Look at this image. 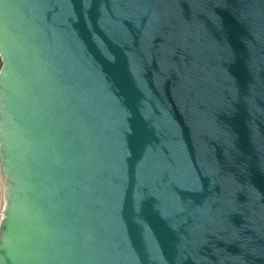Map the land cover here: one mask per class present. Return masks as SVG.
I'll use <instances>...</instances> for the list:
<instances>
[{
	"label": "water",
	"instance_id": "1",
	"mask_svg": "<svg viewBox=\"0 0 264 264\" xmlns=\"http://www.w3.org/2000/svg\"><path fill=\"white\" fill-rule=\"evenodd\" d=\"M0 264H264V0H0Z\"/></svg>",
	"mask_w": 264,
	"mask_h": 264
},
{
	"label": "rangeland",
	"instance_id": "2",
	"mask_svg": "<svg viewBox=\"0 0 264 264\" xmlns=\"http://www.w3.org/2000/svg\"><path fill=\"white\" fill-rule=\"evenodd\" d=\"M1 182H2V176H1V173H0V210H1Z\"/></svg>",
	"mask_w": 264,
	"mask_h": 264
},
{
	"label": "built area",
	"instance_id": "3",
	"mask_svg": "<svg viewBox=\"0 0 264 264\" xmlns=\"http://www.w3.org/2000/svg\"><path fill=\"white\" fill-rule=\"evenodd\" d=\"M0 216H1V210H0Z\"/></svg>",
	"mask_w": 264,
	"mask_h": 264
}]
</instances>
